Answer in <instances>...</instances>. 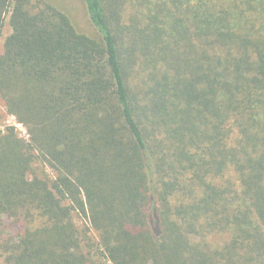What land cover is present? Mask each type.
<instances>
[{"label": "trees", "instance_id": "16d2710c", "mask_svg": "<svg viewBox=\"0 0 264 264\" xmlns=\"http://www.w3.org/2000/svg\"><path fill=\"white\" fill-rule=\"evenodd\" d=\"M6 23L28 137L0 130V264H264V0H0Z\"/></svg>", "mask_w": 264, "mask_h": 264}, {"label": "rangeland", "instance_id": "374dc122", "mask_svg": "<svg viewBox=\"0 0 264 264\" xmlns=\"http://www.w3.org/2000/svg\"><path fill=\"white\" fill-rule=\"evenodd\" d=\"M73 6H70V8H73V22L76 23L78 31L82 32H91V28L87 19V15L85 13V9L81 2H72ZM11 32V28L6 23L2 36L0 37V56L4 52V41L6 36H8ZM0 110L2 114V118L0 119V130H4L7 126H12L16 129L17 133L20 137L27 138L28 133L23 124L17 121L16 117L12 114H10L7 111V108L5 107L4 103L0 101ZM38 166V164H36ZM45 168L44 173L47 174V176L53 178L55 176V172L48 166H44ZM83 223V220L80 218H77V224L81 225Z\"/></svg>", "mask_w": 264, "mask_h": 264}]
</instances>
